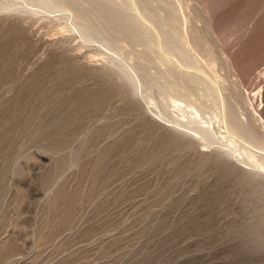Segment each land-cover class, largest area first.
Instances as JSON below:
<instances>
[{"label":"rangeland","instance_id":"374dc122","mask_svg":"<svg viewBox=\"0 0 264 264\" xmlns=\"http://www.w3.org/2000/svg\"><path fill=\"white\" fill-rule=\"evenodd\" d=\"M175 2L203 39L186 48L223 60L218 95L237 84L241 117L264 122V0ZM32 9L0 10V264H264V174L175 131L123 90L108 50ZM171 58L151 77L194 71Z\"/></svg>","mask_w":264,"mask_h":264},{"label":"bare ground","instance_id":"6f19581e","mask_svg":"<svg viewBox=\"0 0 264 264\" xmlns=\"http://www.w3.org/2000/svg\"><path fill=\"white\" fill-rule=\"evenodd\" d=\"M18 1L34 8L32 16L41 14L44 18L65 20L67 28L78 32L86 43H97L108 50L115 75L124 82L123 90L127 88L137 99L144 100L147 108L173 124L175 131L196 143L205 140L200 142L203 146L220 143L232 158L264 174V122L258 117L252 119L254 116L250 121L241 117L243 113L240 115L238 108L245 99L237 91V84L226 86L229 92L218 95L217 79L210 67L218 62L223 65V60L209 46L199 50L207 58L205 62L194 56L192 49L202 45L203 39L195 33L189 37L183 30L176 0H0V10L9 9ZM139 16L147 19L152 27L145 25ZM187 35L196 45L192 49L186 48ZM134 44H141L144 49L132 58L126 57L124 47ZM172 56L180 66L194 71L178 69L176 65L167 71L165 79L162 77L164 80L152 78L149 67L155 61L163 64L174 60ZM207 112L219 117L223 132L218 131L213 118L205 117ZM217 133L222 136L216 137ZM244 143L259 149L260 154Z\"/></svg>","mask_w":264,"mask_h":264}]
</instances>
